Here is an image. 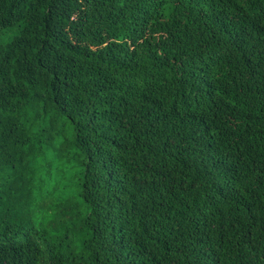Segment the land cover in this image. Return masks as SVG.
<instances>
[{"label":"trees","instance_id":"16d2710c","mask_svg":"<svg viewBox=\"0 0 264 264\" xmlns=\"http://www.w3.org/2000/svg\"><path fill=\"white\" fill-rule=\"evenodd\" d=\"M0 264H264V0H0Z\"/></svg>","mask_w":264,"mask_h":264}]
</instances>
